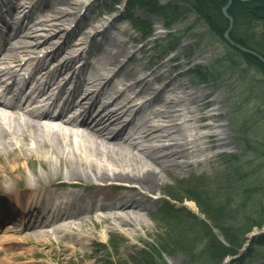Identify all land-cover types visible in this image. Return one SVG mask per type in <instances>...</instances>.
Here are the masks:
<instances>
[{
    "label": "rangeland",
    "instance_id": "1",
    "mask_svg": "<svg viewBox=\"0 0 264 264\" xmlns=\"http://www.w3.org/2000/svg\"><path fill=\"white\" fill-rule=\"evenodd\" d=\"M43 1H47L49 6L43 12H33V15L48 16L56 8L68 10V19H74L78 10L74 8L77 7L74 1L83 3L77 15L82 19L75 25L76 29L80 26L78 30L81 35L74 44L90 50L93 56L90 61L106 60V53L99 50L103 34L100 31L102 25H109L106 34L120 40L127 51L119 56L110 70H115L120 64L126 71L136 66L154 64L156 69L144 68L128 82L147 75V79L156 87L153 77L164 73L175 87L185 82L187 91L197 90L201 95L198 104L202 111L208 114L216 109L221 113L218 121L224 126L212 128V131L200 129L197 134H217L222 130L229 136V145L215 146L204 155L189 159L208 158L210 161L204 167H197L193 162V166L184 171H168L161 181L159 194L148 196L149 200L156 201L155 206L141 213L143 217L139 219L121 223L111 216L106 221L97 222L94 213L86 218L85 223L74 219L81 230H74L73 233L87 235L85 239L78 237L75 248L59 235L37 240L31 238L30 231L27 244H18V236H24L27 232H2L0 240L5 239L6 243H0V264H29L32 261L35 264H206L215 245L232 248L228 239H242L250 224H261L260 230L254 229L255 233L252 231L250 238L244 241L245 246L248 244L252 250L260 252L258 257L246 260L243 257L240 262L226 259L222 264H261L259 262L264 261V245L258 248L256 244L264 242V72L249 65L248 61H252L246 57L251 55L264 63L260 54L264 53V22L259 19L249 21L246 14L235 20L234 15L229 14L231 3L228 0L222 9L228 3L229 6L221 11L229 24L220 37L208 28L203 18L185 0H153L152 10L144 7L140 0H121L120 4L108 7L104 3L109 0H67L62 4L61 0ZM162 6L173 7L178 15L164 16L159 11ZM255 7L262 10L261 5ZM109 8L112 13H108ZM132 17H140L148 22L152 28L150 36L153 37L141 36ZM83 21L87 24L91 22L93 27L82 29ZM57 22L61 29L68 30L71 26H66L67 22ZM51 33L50 30L46 31L49 36ZM232 35L237 38H232ZM239 39L247 45L236 41ZM234 48L240 50L243 57ZM117 49L113 48V51ZM177 73L179 76L175 78ZM112 80L122 85L123 72H118ZM145 82H139L126 92L131 95L139 91L145 87ZM187 91L182 92L181 88L177 90L179 96L184 98ZM147 92L149 94L151 91ZM166 95L170 98L173 96L170 93ZM205 101H210V104ZM157 106L161 108L162 105ZM201 122L212 123L211 120ZM11 164L9 159L0 158V175L3 176V166ZM19 165L26 166L23 162ZM53 165L56 166V161ZM34 166L41 175V165L34 162ZM23 172L27 177H32L27 166ZM4 181L9 187V182ZM22 182L23 179L19 180V185ZM175 185L178 192L175 191L177 188L171 192H177L180 196H183L180 188L183 190L189 185L196 187L203 210L199 212L194 201L184 199L183 203L175 204L179 210L177 216L159 217L163 212L159 214L158 210L166 202L163 195L173 190ZM8 194L0 193L13 199L10 197L12 194ZM48 229L51 231L53 227ZM164 245L174 246L166 248L165 252L161 249ZM260 255L263 256L262 260Z\"/></svg>",
    "mask_w": 264,
    "mask_h": 264
},
{
    "label": "bare ground",
    "instance_id": "2",
    "mask_svg": "<svg viewBox=\"0 0 264 264\" xmlns=\"http://www.w3.org/2000/svg\"><path fill=\"white\" fill-rule=\"evenodd\" d=\"M63 2L67 0H61V4ZM38 3L49 6L43 0H33L32 4L38 8ZM74 4L77 6L74 8H78L74 13L76 16L68 19L69 11L65 9L55 8L48 16H35L24 0H0V31L5 30L2 23L6 27L5 32H0L1 82L3 76L13 74V63H16L15 67H23L29 61H36L37 65L41 63L38 83H43L48 95L55 96L69 84L64 77L66 70L69 72L74 62L86 58L81 63L85 76L80 79L77 74L69 100L71 111L78 110L79 121L75 116L65 118V111H61L55 120L46 121L48 115L36 112L35 106L20 109L10 103L0 107V158L12 162L8 167L3 166L0 193H11L18 206L22 208V204H25L23 212H32L33 216L41 211V205L45 202H52L60 207L58 209H64L68 215L64 212L53 215L57 226L51 231L34 226L23 227L31 230V238L46 240L59 235L72 248L77 246L78 237L87 238L85 234L73 233L74 230H81L74 219L85 223L92 213L96 214L97 222L106 221L111 216L121 223L139 219L143 217L141 213L155 206L156 201L149 200L148 196L159 194L161 181L168 171H184L193 166V162L197 167H204L210 161L208 158L189 159L204 155L215 146L229 145V136L222 130L217 134H197L200 129L212 131V128L224 126L218 121L221 113L216 109L208 114L202 111L198 104L201 95L197 90L187 91L185 82L178 84L179 88L175 87L169 77L160 73L153 77L155 87L144 75L131 83V87H135L139 82L146 81L140 92L131 96L124 94V89L112 82L118 72H123L128 78L139 74L144 68L151 70L157 67L146 64L126 71L120 64L115 67L116 70H110L119 56L127 51L120 40L106 34L109 25L101 26L105 35L101 39L105 37L108 41L104 46L99 45V50L106 53V60L89 62L90 52L88 57L84 48L74 44L81 35L80 27L76 29L73 25L69 30L61 29L57 22H67L66 26L73 22L79 24L82 17L77 15L83 3L74 1ZM85 27H93V24L85 23L82 29ZM48 30L52 31L50 36L46 34ZM113 48L118 49L113 51ZM44 57H48L49 61L44 62ZM174 76L178 77L179 73ZM180 88L182 92L187 91L186 98L179 96L177 90ZM143 90L151 92L146 94L147 98L140 100ZM44 91L36 88V96H44ZM169 93L173 95L172 98L166 95ZM88 100L89 105L84 106L83 103ZM152 100L162 108L154 107ZM28 102L24 101L25 104ZM205 103L210 104V101ZM204 120H211L212 123L201 122ZM55 161L56 166L53 165ZM20 162L25 163L32 177L24 174L23 168L26 166L21 167ZM34 162L41 165V175ZM4 179L9 182V187ZM0 196L2 204L4 196ZM73 207L76 212L70 209ZM1 208L6 209V205ZM3 216L0 215V219ZM29 216L33 217L32 214ZM10 229L17 230V227L8 226L5 230ZM254 229L259 230V227L251 226L248 234L244 235L245 240L253 234ZM27 234L18 236L17 243L27 244L30 239ZM2 242L6 243V240ZM245 242L238 248L235 245L236 254L226 259L248 257L251 247L248 244L245 246ZM263 245V241L256 244L258 248ZM258 253L255 252L253 258H257ZM35 263L32 261L29 264ZM259 263L263 264L264 261Z\"/></svg>",
    "mask_w": 264,
    "mask_h": 264
},
{
    "label": "trees",
    "instance_id": "3",
    "mask_svg": "<svg viewBox=\"0 0 264 264\" xmlns=\"http://www.w3.org/2000/svg\"><path fill=\"white\" fill-rule=\"evenodd\" d=\"M143 4H144V0H140ZM140 1H137L139 3H141ZM187 1V3L192 7V9L195 11V13H197L198 16L203 18V21L207 24L208 28L214 33L217 34L218 36L222 37V31L223 29L228 27L229 21L228 19L223 15L222 13V7L224 5H226V3L228 2V0H185ZM153 0H148L146 1V8H151L150 10H152V6H154L153 4ZM256 5H261L262 6V10H257L256 9ZM229 14L230 15H234V19H238L239 16H242L243 14H246L248 17L249 21L252 20H260L262 22H264V0H250V1H242V0H231V5L229 7ZM257 10V12H255ZM160 13L164 14V16H167L166 14H171L173 16H177V12H175V9L173 7H167V6H162L161 8H159ZM138 28L140 29V32L143 36H147L148 34L152 33V28L150 26V24H148V22H145L144 20H138ZM233 32V31H232ZM232 38L236 39L237 37L232 35ZM243 40V39H242ZM239 43H242L243 45H247V43L243 41L236 40ZM235 49V48H234ZM237 50V49H235ZM237 52L243 57V55L241 54L240 50H237ZM260 53V52H259ZM263 58H264V53H260ZM246 59H249L252 62H249V65L255 67L258 70H261L264 72V63H262L261 61H259L256 58H253V56H247ZM197 77L200 78V76L198 75ZM201 77L203 78V75L201 74ZM195 186V184H193ZM186 186V185H185ZM194 186H187V188L185 189H179V192H181L183 194V196H180L177 194L178 192V187L177 185H175V187L173 186V190H168L167 194L174 200L178 201V202H183V200H192L196 203L197 207L199 208V212H201L203 210V205L202 202L198 199L197 196V191H196V187ZM199 187V185H198ZM177 188V189H176ZM200 188V187H199ZM176 189V190H175ZM177 191L176 193H173L171 191ZM176 194V195H175ZM172 208V207H171ZM178 209H170V210H166L164 213L160 214L159 217L163 218V217H168V216H174V215H178L179 212ZM251 226H253V224H250L249 227L246 229V233H248V231L251 230ZM256 226L260 227L261 224H257ZM242 234V233H241ZM244 234L242 236V239H236V241L234 239L232 240H228L230 242V244L232 245V248H227L224 246H214L213 247V251H210V256L208 257V261L206 264H221L224 259L229 256V255H234L236 254V249H235V245L236 248H238V246L240 247L241 244L243 243V241H245V237ZM240 236V235H239ZM239 240V241H238ZM238 241V242H237ZM167 245H164L161 247L162 251L166 252V248H171V246L174 245H169V247H166ZM159 252V251H158ZM255 250H249L248 253V257H253L255 254Z\"/></svg>",
    "mask_w": 264,
    "mask_h": 264
},
{
    "label": "water",
    "instance_id": "4",
    "mask_svg": "<svg viewBox=\"0 0 264 264\" xmlns=\"http://www.w3.org/2000/svg\"><path fill=\"white\" fill-rule=\"evenodd\" d=\"M245 1H249V0H245ZM229 3H231V0H229ZM229 3H228L227 6H225V7L222 9V11H224V9H226V8L229 6ZM224 37H226V36L224 35Z\"/></svg>",
    "mask_w": 264,
    "mask_h": 264
}]
</instances>
